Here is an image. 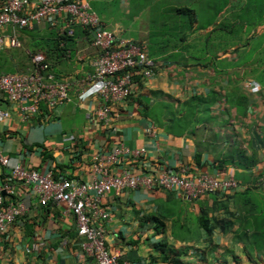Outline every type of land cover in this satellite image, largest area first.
Instances as JSON below:
<instances>
[{"label":"crops","instance_id":"crops-1","mask_svg":"<svg viewBox=\"0 0 264 264\" xmlns=\"http://www.w3.org/2000/svg\"><path fill=\"white\" fill-rule=\"evenodd\" d=\"M31 1L28 8L37 3ZM89 2L95 8L100 0ZM189 2L177 9L178 14L190 10L188 28L180 21L177 25L180 43L152 46L147 38H125L120 27L112 28L118 38L143 44L155 62L153 75L138 79L130 97L111 108L115 141L131 150L143 148L145 153L122 158L112 169L158 176L165 170L180 173L187 168L190 178L233 177L239 189L192 201L174 191L110 192L101 201L108 218L94 226L102 229L107 251L120 264H264V243L256 246L253 240L262 232L256 228L259 215L254 213V202L264 208V188L258 185L259 180L264 182V84L257 82L262 92L253 95L244 91L242 82L230 81L239 70L264 69V17L243 26V30L251 28L248 35H231L237 23L231 22L221 29L226 35L222 37L220 11L214 10L213 2ZM62 29H71L72 36L61 35ZM2 34L14 35L20 47L0 50V73L30 71L31 56L42 54L56 79L70 83L72 101L56 114L42 105L41 112L24 120L18 104L0 95V109L9 112L0 121V154L9 158V166L19 164L39 172L52 168L57 178L90 182L93 159L107 154L113 136L93 117L100 83L87 82L98 54L88 32L62 19L57 29L41 22L32 30L6 27ZM246 52L248 61L241 65ZM233 89L247 97L243 116L226 100V92ZM213 92L220 102L210 106L208 118L200 115L187 129L177 127L182 103ZM148 128L152 135L146 133ZM242 155L255 159L254 166L243 167ZM8 171L0 166V176ZM245 191L252 195H240ZM17 195L32 213L0 239V264H90L63 203L42 208L22 184Z\"/></svg>","mask_w":264,"mask_h":264},{"label":"built area","instance_id":"built-area-1","mask_svg":"<svg viewBox=\"0 0 264 264\" xmlns=\"http://www.w3.org/2000/svg\"><path fill=\"white\" fill-rule=\"evenodd\" d=\"M31 0H0V50L18 48L20 44L15 36H4L6 27L32 30L34 26L45 22L51 28L58 27L60 20L87 30L91 45L98 50L92 60L94 73L87 82L98 81L99 106L93 117L102 122L113 143L104 156H95L92 164V180L87 183L72 182L57 178L54 169L44 172L26 169L19 164L9 166V158L0 154V166L8 168V173L0 176V239L20 218L32 213L25 208L17 197L19 184L26 192L35 194L40 207L49 203H63L64 214L75 221L77 237L84 256L90 264H120L116 255L106 249V239L101 228L94 222H103L108 212L102 205V199L110 192L120 194L127 190L174 191L187 200H196L202 196L220 193L229 195L239 189L233 177L216 179L206 174L196 178L186 175L187 168L180 173L162 171L158 176L143 172L121 170L114 172L112 167L122 158H138L145 149L131 150L124 142L115 141L117 128L111 123V108L125 102L138 79H148L153 75L155 62L143 44L118 38L115 31L107 29L89 0H37L31 8ZM61 35L72 36L71 29H62ZM33 69L23 73H0V95L9 103L18 104L22 118L41 112V106L51 114L72 101L70 83L58 81L51 72L44 55L31 56ZM245 92L258 95L262 92L260 84L253 80L242 82ZM9 117V112L0 109V121ZM152 135V129H146ZM264 188V182L258 181Z\"/></svg>","mask_w":264,"mask_h":264},{"label":"rangeland","instance_id":"rangeland-1","mask_svg":"<svg viewBox=\"0 0 264 264\" xmlns=\"http://www.w3.org/2000/svg\"><path fill=\"white\" fill-rule=\"evenodd\" d=\"M206 1H212L213 4L211 6L214 7V10L220 11L219 25L222 37H226V35L221 29L231 26V22H237L231 35H234V33L235 35L238 33L248 35L252 31L250 27L244 30L242 27L243 24L241 22L243 20H241L242 16L240 15L243 14V17H250L249 14L246 15L250 10L247 12L239 10L243 6L244 0ZM189 5V0H100L94 6L95 8H92L95 12L97 11L96 14L100 19L102 18L100 15H103V22L107 29L113 31L112 28L117 25L122 29V36L125 38H133L135 40L147 38L152 46H157L158 44L170 46L172 42L174 44L180 43L181 34L179 30H181V27H177L178 22L180 21L186 28L190 25V16L188 14L177 13L178 8L188 7ZM191 7L195 6L192 5ZM235 19L236 21H234ZM261 19L262 17H259L257 21L260 22ZM261 22H264V20ZM175 28L178 31H175ZM20 32L27 35L30 34L26 30H21ZM245 80H253L263 85L264 69L262 71L239 70L230 78V81H235L236 83L244 82ZM213 100H215L214 103L220 102L217 96Z\"/></svg>","mask_w":264,"mask_h":264},{"label":"trees","instance_id":"trees-1","mask_svg":"<svg viewBox=\"0 0 264 264\" xmlns=\"http://www.w3.org/2000/svg\"><path fill=\"white\" fill-rule=\"evenodd\" d=\"M240 9L246 12L250 10L249 12L246 13V15L249 14L250 17H243V14L240 15L242 16L241 20H243V22L241 23L243 24V26H248L250 20H258L259 17H264V0H244L243 6L239 8V10ZM189 12L190 10H186L180 13L187 14ZM85 31L87 32V30ZM248 58H249L248 52H246L245 55L242 56V59L240 60V64L243 65L247 63ZM225 95H226V100L230 102V104L234 105V107H236L238 115L243 116L248 106L247 97L243 93L234 91V89L230 92L229 91L226 92ZM215 96L217 95L216 93L213 92L206 98L201 96H192L188 98L184 103L181 104V109L179 110V112L181 113V117L179 120L177 119L175 122L177 127L183 128V130L187 129L188 127L192 126L197 122V119L199 118L200 115H204L206 118H208L210 106L215 101V100L212 101V99H214ZM241 159L243 163H245L243 167L245 166L247 169L254 166V164L256 163L255 159L253 158L246 159L243 157V155L241 156ZM240 195L247 196L249 198V196H251L252 194L250 191H245L243 194ZM254 206H255V209H253L254 213L259 215V217H256L257 218L256 228L262 230L260 234H257L256 236L253 237L256 246H258L259 244L261 245V242L264 243V221L262 219L264 218V208H261L259 205H257L256 202H254Z\"/></svg>","mask_w":264,"mask_h":264}]
</instances>
